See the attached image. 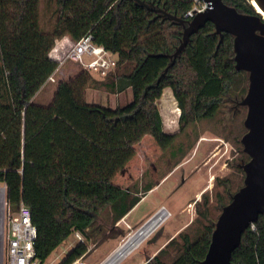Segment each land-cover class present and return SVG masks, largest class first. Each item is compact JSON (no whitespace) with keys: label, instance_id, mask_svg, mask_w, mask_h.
<instances>
[{"label":"trees","instance_id":"1","mask_svg":"<svg viewBox=\"0 0 264 264\" xmlns=\"http://www.w3.org/2000/svg\"><path fill=\"white\" fill-rule=\"evenodd\" d=\"M145 1L183 18L193 2ZM224 1L258 14L250 0ZM87 33L119 52L116 70L97 78L82 68L57 82L50 103L35 101L59 66L49 56L56 39L78 41ZM182 35V25L135 0H0V183L10 213L21 203L31 208L38 232L35 250L42 261L76 231L85 240L60 264L86 256L88 242H95L105 225L117 227L156 185L124 188L113 182L144 136L167 149L176 166L200 138V124L219 119L227 98L246 94L249 75L235 68L234 36L224 33L218 47L212 22L192 35L159 84L149 87L172 62L169 55ZM130 87L134 100L123 107L86 100L89 88L121 93ZM167 87L181 110L174 133L164 129L158 106ZM241 130L247 131L243 123ZM242 178L244 183V172ZM201 215L148 264H200L215 228L206 213ZM231 261L264 264V214L244 232Z\"/></svg>","mask_w":264,"mask_h":264},{"label":"rangeland","instance_id":"2","mask_svg":"<svg viewBox=\"0 0 264 264\" xmlns=\"http://www.w3.org/2000/svg\"><path fill=\"white\" fill-rule=\"evenodd\" d=\"M250 3L252 4V0ZM110 54L114 59L119 60V52ZM85 60L88 62L91 58L85 57ZM81 69L82 66L78 63L66 60L61 65L59 73L55 75L56 81H47L35 97V101L41 104L50 103L53 100L57 82L60 79L71 78ZM170 90V88L164 90L158 101V106L163 120L166 119L164 122L170 124L168 128L164 125V129L172 133V130L179 129L181 110ZM86 100L88 103L111 108L123 107L134 100V93L131 87L121 93H109L89 88ZM240 100L241 97L227 98V103L224 105L219 119L200 124V138L176 166L170 157V152L161 148L153 136L147 135V140L151 141H146L137 148L141 154L142 149L147 150L145 151L147 152L146 161L139 167L141 171L136 170L134 175L142 176L144 179L141 187L144 186L147 178L157 186L145 194L139 203L117 224V227L104 224L103 234L99 235L95 242H88L87 255L73 264H103L121 243L161 206H165L171 211L170 218L139 248L118 264H141L149 251H155L173 234L178 236L184 230H180V228L188 221L191 223L196 217H202L201 212L206 213L207 220L216 222L227 200L231 199V196L243 183L244 171L241 165L249 160L241 142V138L246 132L245 130L241 132L243 130H241V125L243 123L244 126L247 107L243 109L244 106H236ZM133 159L134 162L137 161L135 157ZM134 164L137 166L139 163ZM118 178L119 174L113 178V182L119 185ZM0 188L4 191L5 196L3 209L0 206V264H3L7 262L5 260V226L13 213L8 211L6 204L5 184L0 183ZM139 189H141L140 185ZM100 221L103 223L101 219ZM83 238L85 240L84 236ZM78 243L79 240L75 233H72L54 249L47 258L46 264H60Z\"/></svg>","mask_w":264,"mask_h":264},{"label":"water","instance_id":"3","mask_svg":"<svg viewBox=\"0 0 264 264\" xmlns=\"http://www.w3.org/2000/svg\"><path fill=\"white\" fill-rule=\"evenodd\" d=\"M158 15L167 17L183 26V35L175 52L169 55L172 62L159 76V84L169 68L191 43L192 35L198 33L208 22L215 26L220 36H234L235 68L249 75L247 92L239 104L247 107L244 126L247 131L241 138L244 152L250 157L241 166L245 173L243 185L223 206L212 233L211 243L200 264H231L234 250L241 244L244 232L264 214V0L255 1L261 12L248 14L227 4L224 0H205L208 8L192 19L168 13L163 7L152 6L145 0H135ZM162 55V54H160Z\"/></svg>","mask_w":264,"mask_h":264},{"label":"built area","instance_id":"4","mask_svg":"<svg viewBox=\"0 0 264 264\" xmlns=\"http://www.w3.org/2000/svg\"><path fill=\"white\" fill-rule=\"evenodd\" d=\"M208 6L209 3L205 0H193L184 18L192 19L197 13L205 11ZM111 52L103 45L97 44L91 33H87L78 41H74L72 38L56 39L49 56L58 62L59 66L49 76L48 81H56L55 75L66 60L78 63L84 70L97 78H106L116 70L119 62L118 59L111 56ZM85 57H89L91 60L87 62ZM1 189L0 200L3 199V203L2 205L0 203V206L3 209L5 196H1ZM158 214L161 216V220L155 223ZM171 215L170 210L161 206L140 227L133 231L103 264H118L139 248ZM37 235V227L32 220L31 208L25 203H21L18 211L9 218L5 226V260L7 262L3 264H46V261H42L37 256L35 250ZM75 236L79 241L84 242L82 233L76 231Z\"/></svg>","mask_w":264,"mask_h":264},{"label":"crops","instance_id":"5","mask_svg":"<svg viewBox=\"0 0 264 264\" xmlns=\"http://www.w3.org/2000/svg\"><path fill=\"white\" fill-rule=\"evenodd\" d=\"M65 38H70L69 36H64V38L62 37V39H65ZM57 73H59V71L57 72ZM170 87H167V88H165L166 90L167 89H169ZM164 89V90H165ZM171 89V88H170ZM170 91H172V89L170 90ZM164 92V91H163ZM172 93H173V91H172ZM86 95H87V91H86ZM174 95V94H173ZM181 113V112H180ZM180 115V114H179ZM163 121H166V119L165 120H163ZM164 125L168 128V127H170L166 122H164ZM179 130V129H178ZM178 130H172L171 132L172 133H174V132H177ZM147 135L146 136H144V138L136 145V149L139 147V146H142V144L143 143H145L146 141H151V140H147ZM145 151H147V150H143L142 149V154L141 153H139L138 152V149H137V153L135 154V159H137V161H133L134 159V157L127 163V165L118 173L119 174V178H118V182H119V185L120 186H122V187H124V188H128V187H131V186H136V183L137 184H139L140 185V188H142L141 187V185L144 183V179L142 178V176L141 177H138V176H135L134 175V172L136 171V170H139V171H141V169H139V167L140 166H142L143 164H145V161H146V157H147V152H145ZM134 163H139L137 166H135V164ZM138 174V173H137ZM139 178V179H138ZM148 179V180H147ZM145 181V184H147V183H149V181H151V180H149V178H147ZM132 183H134L133 185H132ZM3 184V183H2ZM118 185V184H117ZM157 186V184L153 187V188H155ZM152 188V189H153ZM151 189V190H152ZM150 191H148L147 193H149ZM199 195H200V193H199ZM190 223V221H188L185 225H183L181 228H180V230H183L185 227H186V225H188ZM122 229V228H121ZM174 237H176V235L175 234H173L172 236H170L169 237V239L164 243V244H162L159 248H157L155 251H153V252H148L147 253V256H146V259L141 263V264H148L149 262H152V260H153V258L157 255V253L159 252V250L161 249V248H163L172 238H174Z\"/></svg>","mask_w":264,"mask_h":264},{"label":"bare ground","instance_id":"6","mask_svg":"<svg viewBox=\"0 0 264 264\" xmlns=\"http://www.w3.org/2000/svg\"><path fill=\"white\" fill-rule=\"evenodd\" d=\"M252 4L254 5V7H255L259 12H261V9L259 8L258 4H257L255 1H252ZM3 195H4V191H2V189H1V196H3ZM0 203H1V205H2V203H3V199L0 200ZM156 218H157V219H156L155 223H157V222H159V221L161 220V216H159V214L157 215Z\"/></svg>","mask_w":264,"mask_h":264},{"label":"flooded vegetation","instance_id":"7","mask_svg":"<svg viewBox=\"0 0 264 264\" xmlns=\"http://www.w3.org/2000/svg\"><path fill=\"white\" fill-rule=\"evenodd\" d=\"M236 106H242V105H240V104H236Z\"/></svg>","mask_w":264,"mask_h":264}]
</instances>
